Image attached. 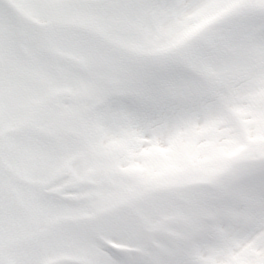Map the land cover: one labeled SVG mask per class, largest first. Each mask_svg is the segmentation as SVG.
Listing matches in <instances>:
<instances>
[{"label": "snow or ice", "instance_id": "obj_1", "mask_svg": "<svg viewBox=\"0 0 264 264\" xmlns=\"http://www.w3.org/2000/svg\"><path fill=\"white\" fill-rule=\"evenodd\" d=\"M0 264H264V0H0Z\"/></svg>", "mask_w": 264, "mask_h": 264}]
</instances>
